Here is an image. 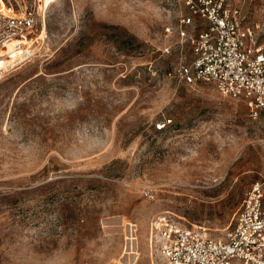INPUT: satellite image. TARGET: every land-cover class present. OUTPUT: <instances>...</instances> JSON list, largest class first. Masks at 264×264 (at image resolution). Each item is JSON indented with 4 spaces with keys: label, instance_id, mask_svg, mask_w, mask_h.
<instances>
[{
    "label": "rangeland",
    "instance_id": "374dc122",
    "mask_svg": "<svg viewBox=\"0 0 264 264\" xmlns=\"http://www.w3.org/2000/svg\"><path fill=\"white\" fill-rule=\"evenodd\" d=\"M229 2L264 26V0ZM0 7L41 34L0 76V264H155L159 214L220 234L264 180V112L168 74L188 49L182 2Z\"/></svg>",
    "mask_w": 264,
    "mask_h": 264
},
{
    "label": "built area",
    "instance_id": "2783aa9c",
    "mask_svg": "<svg viewBox=\"0 0 264 264\" xmlns=\"http://www.w3.org/2000/svg\"><path fill=\"white\" fill-rule=\"evenodd\" d=\"M180 1L186 13L180 12L178 23L191 29L181 31L188 49L168 74L189 86L211 84L220 94L244 101L251 119L259 118L264 112L263 24L246 20L229 0ZM38 25L30 10H0V76L34 53L41 39ZM147 242L155 264H264V180L250 186L220 234L159 214L150 223Z\"/></svg>",
    "mask_w": 264,
    "mask_h": 264
},
{
    "label": "bare ground",
    "instance_id": "6f19581e",
    "mask_svg": "<svg viewBox=\"0 0 264 264\" xmlns=\"http://www.w3.org/2000/svg\"><path fill=\"white\" fill-rule=\"evenodd\" d=\"M0 10H3L4 12H12V8H10V7H6V8L0 7ZM7 47H9V45H5V48H7Z\"/></svg>",
    "mask_w": 264,
    "mask_h": 264
},
{
    "label": "trees",
    "instance_id": "16d2710c",
    "mask_svg": "<svg viewBox=\"0 0 264 264\" xmlns=\"http://www.w3.org/2000/svg\"><path fill=\"white\" fill-rule=\"evenodd\" d=\"M165 125V124H164ZM159 129H162V127L161 128H159Z\"/></svg>",
    "mask_w": 264,
    "mask_h": 264
},
{
    "label": "snow or ice",
    "instance_id": "6c2138e0",
    "mask_svg": "<svg viewBox=\"0 0 264 264\" xmlns=\"http://www.w3.org/2000/svg\"><path fill=\"white\" fill-rule=\"evenodd\" d=\"M0 55H2V53H0Z\"/></svg>",
    "mask_w": 264,
    "mask_h": 264
}]
</instances>
